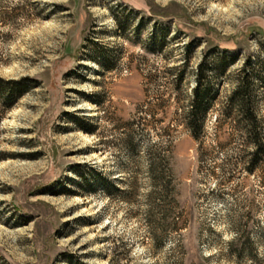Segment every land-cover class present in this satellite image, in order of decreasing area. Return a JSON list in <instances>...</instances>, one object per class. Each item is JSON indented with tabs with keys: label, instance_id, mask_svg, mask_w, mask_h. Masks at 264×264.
<instances>
[{
	"label": "rangeland",
	"instance_id": "1",
	"mask_svg": "<svg viewBox=\"0 0 264 264\" xmlns=\"http://www.w3.org/2000/svg\"><path fill=\"white\" fill-rule=\"evenodd\" d=\"M0 79L25 89L0 102V264H264V146L233 98L253 85L264 143V0H0Z\"/></svg>",
	"mask_w": 264,
	"mask_h": 264
},
{
	"label": "trees",
	"instance_id": "2",
	"mask_svg": "<svg viewBox=\"0 0 264 264\" xmlns=\"http://www.w3.org/2000/svg\"><path fill=\"white\" fill-rule=\"evenodd\" d=\"M221 73L223 71H220ZM253 85L248 82L239 83L238 87L234 92L235 99L238 100L242 112L246 116V122L250 128V135H254V143L258 146L260 152L262 146H264L263 141L260 137V131L262 130L261 119L257 114L256 99L254 97V91L252 90ZM25 94V89L18 87V84L15 82H6L3 79H0V102L6 105L7 109H11L16 102L21 99ZM217 95V90L210 79L209 75L205 71L200 69L196 79V85L193 90V101H192V110L187 117H185V126L190 131L194 139L199 140L200 136L204 132L206 116L210 109L213 107V101ZM3 117L0 116V123L2 122ZM148 157L151 160L150 171L151 178L153 183L164 184L169 172L167 170L166 161L170 159L169 152H159L153 149L148 150ZM4 157L0 156V160ZM252 168L250 171H253L256 164L252 163ZM167 189L163 191L167 193ZM123 193V192H122ZM251 242V239H248V243ZM235 245V242H231V247ZM252 245H255L252 243ZM251 248V247H250ZM232 249V248H231ZM252 249H247L243 247L242 249H237L235 251L237 258H248L251 260L252 264H256V256L254 255ZM233 252V251H232ZM264 259V258H263Z\"/></svg>",
	"mask_w": 264,
	"mask_h": 264
}]
</instances>
